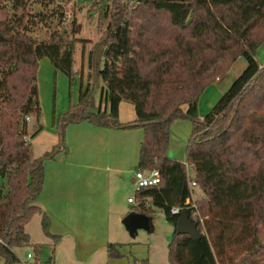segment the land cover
<instances>
[{
    "label": "trees",
    "instance_id": "obj_1",
    "mask_svg": "<svg viewBox=\"0 0 264 264\" xmlns=\"http://www.w3.org/2000/svg\"><path fill=\"white\" fill-rule=\"evenodd\" d=\"M72 0H0V258L15 264V249L29 246L25 226L40 215L37 204L44 165L66 153L69 124L115 130H142L137 169L158 170L160 183L142 189L145 216L160 210L173 227L169 264H264V64L255 52L264 41V0H124L112 12L102 36L89 51L88 68L102 81L101 104L93 106L90 85L79 87L78 102L55 120L57 143L34 157L31 140L42 130L37 90L38 61L46 58L73 83L75 19ZM107 13V11H106ZM69 27V30L66 29ZM39 35H42L39 37ZM83 55V53H82ZM243 58L246 67L202 119L197 102L215 78ZM70 92V89H69ZM133 107L135 119L121 123L118 106ZM185 108L183 111L182 108ZM94 109V110H93ZM191 121L185 163L170 160L169 124ZM33 122V124H32ZM204 199L196 201L202 222L197 238L175 233L178 218L192 209L186 175ZM178 207V214L170 210ZM109 258H120L107 245ZM238 257V258H237Z\"/></svg>",
    "mask_w": 264,
    "mask_h": 264
},
{
    "label": "crops",
    "instance_id": "obj_2",
    "mask_svg": "<svg viewBox=\"0 0 264 264\" xmlns=\"http://www.w3.org/2000/svg\"><path fill=\"white\" fill-rule=\"evenodd\" d=\"M45 59H40L37 65L39 102V74L47 75L53 70ZM78 96L79 93L77 98ZM70 102L72 103L71 100ZM104 105L103 101L101 108ZM68 106L57 109L55 100L52 117L51 113L41 111L42 130L31 140L34 157L42 156L57 143L55 120L59 114L67 111ZM117 117L121 123L133 121V107L121 102ZM142 137L140 129H107L89 125L87 122L69 124L65 129L67 152L59 153L54 160L45 162L43 185L37 204L49 220V234L57 236L59 244L66 243L73 247V255L78 262L81 263L89 256L88 242L91 239L94 248H105L106 255L108 244L121 245L117 239L109 236L110 215L114 212L117 222L121 223L122 218L128 214L117 215L119 211L116 199L122 192L134 186ZM202 196L201 193L198 200L203 199ZM129 198H126L128 205ZM37 217L40 221V215ZM107 258L110 259L108 256Z\"/></svg>",
    "mask_w": 264,
    "mask_h": 264
},
{
    "label": "rangeland",
    "instance_id": "obj_3",
    "mask_svg": "<svg viewBox=\"0 0 264 264\" xmlns=\"http://www.w3.org/2000/svg\"><path fill=\"white\" fill-rule=\"evenodd\" d=\"M123 1L72 0L70 5L65 8L67 16L74 17L76 21L74 38L86 40V43H77L75 45L72 66L74 78L71 87H69L68 78L55 71L50 62L45 59V62L50 64V68L51 70L53 68V70L47 75L40 73L38 77L41 93V100L39 102L41 111L44 110L46 113H51L52 117L55 100L57 109L65 107V105L68 106L69 100L72 101V104L78 102L77 94L80 83L82 84L81 90H85L87 84L90 85L93 106L96 107L98 102L101 105L103 104V101L99 99L102 81L98 76L92 75V72L88 68L87 57L89 51L102 36L110 15L117 9V5L122 4ZM67 24L65 26L69 30ZM41 36L39 35V37ZM254 58L258 64H264V41L257 48ZM41 66L43 65L41 64ZM245 67V60L238 58L224 76L215 78L214 83L210 84L203 91L197 102V115L199 118L202 119L209 113L218 99L229 89L233 81L242 73ZM182 110L184 111L185 108L183 107ZM251 119L264 120V108L254 112ZM191 128V121L184 117L174 118L169 124L167 156L170 160L180 163L186 162L185 148ZM188 177L190 179L193 178L192 172H189ZM134 195V187H130L120 194L116 199V206L119 211L117 215L119 213H122L120 215H126L123 213H129L135 209L136 204L128 205L126 203V198L129 196L133 199L135 197ZM200 196V190L198 188H192L193 200H198ZM147 218V230L138 229L131 233L120 221L117 222L115 213L111 212L109 236L111 239L114 237V239H117L116 241L121 243L117 247L122 257L108 259L105 254V248H94L93 239H91L88 242V251L90 252H87V255L89 256L80 263L73 255V247L67 246L66 243L59 244L57 242L54 244L50 239H46L41 232L39 218L37 215H34L25 226V231L30 237L29 246L14 250L18 258V262L15 264H169L167 260V245L171 241L174 229L167 223L160 210H155ZM0 264H3L2 258H0Z\"/></svg>",
    "mask_w": 264,
    "mask_h": 264
},
{
    "label": "built area",
    "instance_id": "obj_4",
    "mask_svg": "<svg viewBox=\"0 0 264 264\" xmlns=\"http://www.w3.org/2000/svg\"><path fill=\"white\" fill-rule=\"evenodd\" d=\"M187 180V186H188V192H189V198L186 200L185 204L189 208L192 209L191 211V217L190 220L193 222H202V219L199 217L197 209H196V201L192 198V188H197L195 182L186 175ZM160 183V174L158 170H150V171H142L137 169L134 173V192L135 196L137 197L138 193L145 188L149 187H155ZM204 199V195L202 196ZM130 204H136L141 205L143 207H148L149 200L147 198H137V201H135V197L129 198L127 200ZM180 212V209L178 207H173L170 210L171 214H178ZM28 257H30L28 255Z\"/></svg>",
    "mask_w": 264,
    "mask_h": 264
},
{
    "label": "water",
    "instance_id": "obj_5",
    "mask_svg": "<svg viewBox=\"0 0 264 264\" xmlns=\"http://www.w3.org/2000/svg\"><path fill=\"white\" fill-rule=\"evenodd\" d=\"M121 224L131 233L138 229H148L147 216L135 212L128 213L121 220ZM175 233L178 235H188L192 238H197L199 232L196 229V222L191 221L187 215L182 214L175 225Z\"/></svg>",
    "mask_w": 264,
    "mask_h": 264
}]
</instances>
